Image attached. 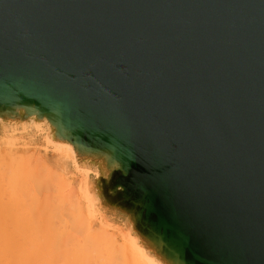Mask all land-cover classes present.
I'll use <instances>...</instances> for the list:
<instances>
[{
  "label": "water",
  "instance_id": "95a60500",
  "mask_svg": "<svg viewBox=\"0 0 264 264\" xmlns=\"http://www.w3.org/2000/svg\"><path fill=\"white\" fill-rule=\"evenodd\" d=\"M0 119L160 264H264V0H0Z\"/></svg>",
  "mask_w": 264,
  "mask_h": 264
},
{
  "label": "bare ground",
  "instance_id": "6f19581e",
  "mask_svg": "<svg viewBox=\"0 0 264 264\" xmlns=\"http://www.w3.org/2000/svg\"><path fill=\"white\" fill-rule=\"evenodd\" d=\"M1 123H3L2 119H0ZM31 124L53 145L54 155L59 156L60 165L69 170L79 166L73 146L55 140L52 128L47 121L42 123L33 121ZM57 165L59 166L58 163ZM81 169L83 175L72 179L69 191L65 194H60L54 185L45 187L41 196L37 195L33 199L30 192H24L22 224L18 229L12 226V233L18 234L21 238L20 249L16 255L9 254L10 252L12 254L16 243L11 241L4 220L6 192L3 187H0V258H5V264H121L124 261L125 263L122 264L129 262L160 264L139 244L138 239L130 231L129 235L125 234L124 229L121 232L122 242L129 241L132 253L129 254L126 249L123 250L118 245L120 236L118 234L113 236L108 231L104 215L99 218L92 216L91 211L98 198L91 187L90 177L97 174L89 169ZM74 184L77 185V189L72 186ZM85 221L87 223L90 221V226ZM86 227L90 229L86 230ZM93 227H98L95 229L96 233ZM102 235L105 236L102 237ZM108 238L112 241L111 246L115 243L116 246L108 245L110 243ZM104 239L108 242L106 243ZM124 248H127L126 244Z\"/></svg>",
  "mask_w": 264,
  "mask_h": 264
},
{
  "label": "rangeland",
  "instance_id": "374dc122",
  "mask_svg": "<svg viewBox=\"0 0 264 264\" xmlns=\"http://www.w3.org/2000/svg\"><path fill=\"white\" fill-rule=\"evenodd\" d=\"M29 127L31 128L30 130H27V127L23 131L13 130L10 133L3 134L0 130V187H3L6 192L4 199V205L6 208L4 220L8 227V233L11 241L16 243L14 249L12 250V254L11 252L9 253L10 255H16L20 249L21 238L18 234L12 233V226H15L16 229H18L22 224L24 217V192H30L32 194L31 199H33L37 195L41 196L45 187L54 185L58 188V192L60 194H65L69 191V185L72 179L74 177L79 178L81 175H83V171L79 166L73 167L71 170H69L60 165V158L57 156V154L56 156L54 155V147L46 140L45 135L43 136L40 134L38 129H36L33 124L29 125ZM72 186L77 189L76 184ZM73 213L76 214L74 210ZM91 214L95 218H99L101 215H104L103 217H105L107 220L106 227L108 231L112 233L113 236L114 234H118L120 236L118 242L119 247H121L123 250L126 249L129 254L132 253L130 250L132 246L129 244V241L125 240L124 243L122 242L121 237V232L123 229L124 233L127 235H129V230L124 227L122 222L118 221L117 219L113 220L109 218L104 212L99 210L98 200L95 202V207L92 208ZM88 222L89 223L85 221V223L89 224L88 226H90V221ZM87 228L90 229V227H86V230H88ZM95 229H98V227L94 228V232L96 231ZM60 231L63 232L65 230L60 229ZM103 236L105 235H102V237ZM111 236L110 238L112 239ZM110 238H108V241L110 242L108 245L111 246L112 241H110ZM104 241L106 242L105 239ZM125 244L127 245V248H124ZM102 245L105 246L106 244ZM114 246H116V243ZM4 260L5 258H0V264H5L6 262ZM122 263H125V261Z\"/></svg>",
  "mask_w": 264,
  "mask_h": 264
}]
</instances>
